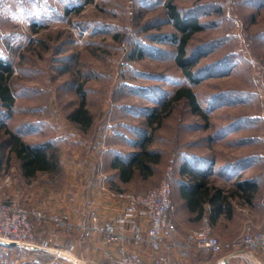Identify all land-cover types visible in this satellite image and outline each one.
<instances>
[{
  "label": "rangeland",
  "instance_id": "rangeland-1",
  "mask_svg": "<svg viewBox=\"0 0 264 264\" xmlns=\"http://www.w3.org/2000/svg\"><path fill=\"white\" fill-rule=\"evenodd\" d=\"M165 1L0 0V58L12 66L14 96L12 108L0 103V126L25 142L49 144L58 160L52 171L24 176L0 129V201L64 213L74 185L95 183L97 168L108 180L113 151L129 155L148 136V148L161 159L150 177H136L124 190L158 186L193 152L209 150L221 162L263 149L264 0H174L202 25L188 44V53L198 56L196 82L174 61ZM79 86L91 116L86 129L68 119ZM180 86L192 89L204 116L180 100L153 129L147 113ZM230 126L231 150L216 142ZM34 230L37 236L52 227L36 222ZM34 252L0 242V264H51Z\"/></svg>",
  "mask_w": 264,
  "mask_h": 264
},
{
  "label": "crops",
  "instance_id": "crops-1",
  "mask_svg": "<svg viewBox=\"0 0 264 264\" xmlns=\"http://www.w3.org/2000/svg\"><path fill=\"white\" fill-rule=\"evenodd\" d=\"M233 127L223 128L222 137L216 140L217 143H227L225 148L230 150L231 146H234L230 142L235 133L228 134L227 131ZM239 144L241 145L240 142L238 146ZM262 150L258 154L243 151L244 155L221 162L213 159L209 150L203 154L193 152L188 159L183 157L184 155L178 159L173 168L171 194L175 232L165 237L166 242L170 244V264H264L260 252L249 251L242 245L223 247L217 254L204 253L184 246L187 234L200 226L199 209L202 206L210 207L208 213L212 232L221 242H230L244 229L253 232L259 229L263 218L264 193ZM113 153L114 156H120L115 150ZM129 156L130 154L120 157L127 159ZM112 159L109 161L112 175L108 180L107 176L97 168L91 176L98 177L95 183L74 185L75 189L69 191L71 195H67L63 201L65 209L64 213H60L63 217L78 224L89 214H96L99 223L105 224L116 216L119 205L111 193L123 189L124 185L139 176L136 174L129 182L121 181L117 169L110 166ZM259 163H262L261 169L258 168ZM200 182L203 183L202 186L199 185ZM143 226H146L145 222ZM51 227L52 231L45 234L37 232V238L55 237L57 244L67 245L78 242L77 237L81 235L78 226L73 231H65L54 225ZM115 249L116 245L107 242L103 234L92 233L82 239L81 244L76 246L75 252L82 259L95 262L111 258ZM34 253L46 256L52 260L51 264L57 262L51 253L45 254L40 251ZM140 257L145 264H150L156 255L148 248H141Z\"/></svg>",
  "mask_w": 264,
  "mask_h": 264
},
{
  "label": "built area",
  "instance_id": "built-area-1",
  "mask_svg": "<svg viewBox=\"0 0 264 264\" xmlns=\"http://www.w3.org/2000/svg\"><path fill=\"white\" fill-rule=\"evenodd\" d=\"M264 160V147L262 150ZM173 168L170 167L158 186L145 192L116 190L111 193L119 205L116 216L100 224L96 214H89L78 224L59 213L28 208L14 201H0V242L24 249L51 253L54 259H63L70 264H145L140 249L148 248L156 257L150 264H170V244L165 240L173 235L175 224L172 218L171 199ZM263 218L257 231L244 229L230 242H221L212 232L206 206L200 218V226L187 234L184 246L204 253L217 254L223 247L242 245L249 251H258L264 258V193L262 197ZM44 222L65 231L81 230L78 242L57 244V238H37L34 223ZM145 222L146 226H143ZM92 233H101L107 242L116 245L114 255L107 260L87 261L75 252L82 239Z\"/></svg>",
  "mask_w": 264,
  "mask_h": 264
},
{
  "label": "trees",
  "instance_id": "trees-1",
  "mask_svg": "<svg viewBox=\"0 0 264 264\" xmlns=\"http://www.w3.org/2000/svg\"><path fill=\"white\" fill-rule=\"evenodd\" d=\"M166 18L174 27L175 32L170 34L171 42L175 45L174 61L181 69L182 74L190 82H196L193 67L197 62V53H188V44L194 33L202 29V25L197 21L196 17L182 14L174 0H166L164 3ZM78 10V9H77ZM68 9H66V12ZM13 69L10 63L0 58V103L5 109L12 108L14 104V96L9 86ZM80 100L76 109L68 115V119L81 128L86 129L91 121V116L85 107V96L82 88L77 87ZM184 100L187 102L190 112L204 116L201 114L196 96L192 89L188 86L178 87L171 95L166 97L159 105L152 108L147 113V123L154 129V124L160 125L165 117L172 111L173 105ZM8 136L5 144L9 145L8 153L14 155L19 162L22 173L26 177L33 176L38 171H52L57 167L58 160L49 144H31L25 142L20 135L0 126ZM150 137L136 142L138 147L136 151L130 154L127 159L120 156H114L110 162V166L117 169L118 177L123 182H129L134 179L135 175L142 179H146L153 174L154 166L159 163L161 155L156 150L148 148ZM199 185H203L200 182ZM124 190V189H119ZM190 201V199H189ZM200 218L205 212V208L200 207ZM63 260V259H62ZM65 262V260H64ZM54 264H63L58 260ZM65 264H70L65 262Z\"/></svg>",
  "mask_w": 264,
  "mask_h": 264
},
{
  "label": "water",
  "instance_id": "water-1",
  "mask_svg": "<svg viewBox=\"0 0 264 264\" xmlns=\"http://www.w3.org/2000/svg\"><path fill=\"white\" fill-rule=\"evenodd\" d=\"M10 246H14V244H11Z\"/></svg>",
  "mask_w": 264,
  "mask_h": 264
}]
</instances>
